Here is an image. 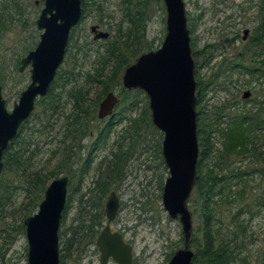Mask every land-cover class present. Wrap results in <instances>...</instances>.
<instances>
[{
  "label": "trees",
  "instance_id": "obj_1",
  "mask_svg": "<svg viewBox=\"0 0 264 264\" xmlns=\"http://www.w3.org/2000/svg\"><path fill=\"white\" fill-rule=\"evenodd\" d=\"M88 1L89 12L102 13L95 0H81L83 14L88 11ZM249 3L251 4L249 10L252 12L246 43L234 55L232 61L222 58L215 65L217 72H212L208 76L206 87L211 89L218 86V91L225 93L228 88L225 85L235 82L239 84L240 89H251L253 92L251 95L256 97L247 100V104L241 108L235 100L213 107L209 113L199 116L201 112L199 109L202 110L203 107L198 108L200 101L198 99L205 83L202 85L198 65L194 71L199 146L194 192L200 202L202 227L199 230L201 241L198 243L195 238L191 239L190 248L194 249V251L190 249L194 254L191 264H248L240 255L244 248L245 228L240 216L244 213L252 216L251 207L246 203L239 204L248 198L250 183L257 178H264L262 171L264 159L260 157L263 143L261 138H264V0H251ZM148 16L149 0H121V17L110 29L111 40H108L102 51H96L91 71L83 76L76 72L75 55L84 51L85 46L80 45L77 48L75 42L72 43L73 38L71 39L70 43L76 49L75 55L74 52L73 55H67L48 94L37 101V112L20 126L17 136L3 155L4 168L0 175V227L6 224L7 218L11 221L0 231V238L3 242L9 239L8 246L15 238L12 233L25 234L23 222L36 212L48 184L63 175L74 180L71 141L74 140L75 144L87 137L85 133L89 132L88 124L95 119L94 112L98 103L108 92L119 90L121 101L113 118L119 117L116 126L125 123L127 130L125 134H129L128 140L131 137L134 139L139 137V145H142L148 136L153 138L158 136L155 144L157 148L161 147L163 136L153 126L147 105L140 111L138 109L139 96L143 92L125 91L121 86L124 70L142 54L158 49L146 37ZM190 46L192 58L195 59L194 64H198L197 58L200 56L204 59L206 54L200 50L195 51L191 37ZM19 63V58H15L13 66L16 72H19ZM9 66L7 63L0 67L2 88ZM207 66L209 67V64ZM233 77H237L235 81L231 80ZM220 82L223 85L219 84ZM66 105L69 106L68 111ZM58 118L63 119L57 133L60 140L54 151L49 153L45 165L40 169L35 168L33 162L37 157L38 143L53 134ZM96 131L98 134L94 141L95 146H105L113 134L111 125ZM212 136L214 143L211 140ZM133 148L134 145L130 144L123 150L117 141L114 151L96 165L92 186L87 188L84 194L79 193L76 200L77 212L66 247L60 249V264H65V261H76L72 255L78 258L88 246L95 244L104 222L103 202L110 192L125 180V168L134 158V153L136 154V149ZM159 157L163 164L161 149ZM90 166L88 157L78 171L79 181L88 174ZM20 190L24 192V198L16 204L15 195ZM77 191L78 189L74 187L70 188L66 210L70 206L71 197L73 198ZM251 205L264 207V179L261 180ZM225 207H230V211L233 208L237 209L229 216L230 229L226 228L223 232L221 210ZM0 247L2 261L8 247L5 250L3 245ZM64 250L71 251L70 255L62 254Z\"/></svg>",
  "mask_w": 264,
  "mask_h": 264
},
{
  "label": "rangeland",
  "instance_id": "obj_2",
  "mask_svg": "<svg viewBox=\"0 0 264 264\" xmlns=\"http://www.w3.org/2000/svg\"><path fill=\"white\" fill-rule=\"evenodd\" d=\"M95 1L97 6H100L102 13L89 12L90 1H88V11L83 15L79 25L72 30L70 36V39L73 37L72 43L75 42L77 48L80 45L85 46L84 51L79 54L77 52L75 55V50L72 51L77 61L76 72L82 76L91 71L96 51H102L108 40H111V37H109L106 41H93V34L90 33V27L96 25L100 31L108 32L112 36L110 29L121 17V0ZM183 1L185 3L186 17L188 18L187 22L191 31L190 37L195 44V51L200 50L206 54L204 59L199 56L197 58L198 64H195V68L197 65L199 66L198 73L202 78V85L205 83L204 87L201 88L198 99L200 100L198 108L203 107L202 110L199 109L201 111L199 116L201 114L203 115V113L206 114V112L209 113L213 107L231 103L235 100L238 101L241 108L247 104L246 101L241 99L242 94L246 90H250L253 93L251 89H240L239 84L233 82L225 85L228 88L224 93L223 91H218V86H213L210 89L206 85L208 76L212 72H217L215 65L222 58L232 61L234 55L246 43V40H242V37L243 31L250 29L249 19L252 10H249L251 6L249 1L251 0ZM42 8L43 0H0V67L2 64H10L7 68V74H5V82L2 88V96L6 101V109L8 112H11L14 103L18 102L20 93L30 83V68L28 67L20 73L14 70L13 65L15 64V58L18 57L20 60L28 51L33 50L37 45L41 31L37 30L35 22ZM165 15L166 12L162 1L156 2L149 0V20L147 23L146 37L158 48L161 46L165 35ZM70 45L72 44L69 40L68 47ZM73 47L75 46L73 45ZM209 49L211 52H209ZM83 54H85V57H83ZM10 58H12V65L9 62ZM207 63L213 69H209ZM236 78L233 77L231 80L235 81ZM219 84H222V82ZM115 93L118 97L120 96L119 90ZM145 97L146 95L144 93L139 96V111L145 108V105L148 107V98ZM255 97L256 95L252 94L249 99H254ZM248 104H250L249 101ZM66 107V111H68L69 106L66 105ZM118 109L119 107L116 112ZM62 122L63 119L58 118L55 122L53 134L49 135V138H45V140H40L38 143L37 157L33 162L35 168H42L45 165L49 153L54 151L55 145L60 140V136L57 133ZM106 123L104 122L96 127H91V129L96 128L99 130ZM125 126V123L117 126L116 124L112 125L113 134L105 146L100 147L91 154L89 172L80 181L79 172L72 171L74 180L72 183L70 181L72 185L68 188V198L71 187L78 189V191L73 198L71 197L70 206L66 210L60 224V249L66 247L65 244H67L69 239V231L77 212L76 200L79 193L84 194L86 189L92 186V182L95 180L96 165L108 157L110 151H114L115 144L118 141L123 150L128 148L130 144L134 145L136 154L134 153V158L130 160L125 168V180L113 190L119 198L120 209L115 220L109 224L110 231L119 233L124 243L131 247L132 264H167L174 253L182 249L183 236L179 220L171 219L162 205V189L169 174L159 157L161 147L159 146L157 148L155 144L158 136L154 138L148 136L147 141L139 145V137H135V139L131 137L128 140L129 134H125L127 131L125 130ZM94 133L91 134L93 139L96 136ZM212 138L211 140L214 143V137L212 136ZM262 140L260 157L264 159V138H261ZM89 148H91V141L87 142L86 148L83 150L82 159L76 164L79 165L78 167L81 168L84 164L86 159L84 155L88 152ZM262 171L264 172V166ZM262 179L257 178L253 183H250L248 198L239 204L244 205L246 203L251 207L250 211L252 216L248 213L240 216V220L243 221V227H245L243 228L244 248L240 255L244 257L248 264H262L264 261V207L251 205L252 198L258 191ZM23 198L24 192L22 190L18 191L15 195V203L19 204ZM105 202L106 199L103 202V206ZM187 204L192 219V237L199 243L201 241L199 230L202 227V219L200 218V202L197 200L194 190ZM229 208L225 207L221 210L224 221L223 232L226 231V228L230 229L228 227L229 216L235 213L237 209L233 208L230 211ZM10 221L11 219L7 218L5 221L6 224L0 227V231L2 228L5 229V226H8ZM105 225L106 218L104 216L101 230ZM12 234L15 238L10 246L7 244L10 241L9 239H5L6 242H3L0 238V246L3 245L4 250L8 247L4 259L0 261V264H26L27 251L25 234ZM190 249L194 251V249ZM70 252L64 250L62 254L69 256ZM72 257L76 261H65V264H99V252L95 244L88 246L80 257L77 258L75 255H72ZM108 264L116 263L110 260Z\"/></svg>",
  "mask_w": 264,
  "mask_h": 264
},
{
  "label": "water",
  "instance_id": "obj_3",
  "mask_svg": "<svg viewBox=\"0 0 264 264\" xmlns=\"http://www.w3.org/2000/svg\"><path fill=\"white\" fill-rule=\"evenodd\" d=\"M44 7L35 24L41 31L39 42L20 60L19 72L30 68V83L21 92L11 112L1 95L0 85V174L2 156L34 109L44 97L63 63L69 34L82 16L81 0H43ZM165 8V35L161 46L139 56L122 75L123 88L140 90L148 98L153 126L163 135L161 153L169 176L162 190V205L171 219H178L183 236L182 249L167 264H191L192 219L188 200L195 188L199 146L197 138L195 64L183 0H162ZM93 40H106L108 32L91 26ZM249 30L243 31L246 40ZM251 92L245 91L243 98ZM118 99L109 93L99 104L98 118L110 116ZM69 180L62 176L45 189L36 212L24 222L26 264H60L59 229L67 209ZM119 211V199L111 192L104 206L106 225L96 240L99 264L111 258L117 264H132L131 247L109 224Z\"/></svg>",
  "mask_w": 264,
  "mask_h": 264
},
{
  "label": "flooded vegetation",
  "instance_id": "obj_4",
  "mask_svg": "<svg viewBox=\"0 0 264 264\" xmlns=\"http://www.w3.org/2000/svg\"><path fill=\"white\" fill-rule=\"evenodd\" d=\"M36 4H38V3H36ZM43 7H44V1H43ZM43 9V8H42ZM42 9H41V11H42ZM41 11H40V13H41ZM40 15V14H39ZM83 12H82V16H81V19H80V21L82 20V18H83ZM80 21H79V23H80ZM79 23H78V25H79ZM77 25V26H78ZM91 28V27H90ZM73 30V29H72ZM72 30H71V32H72ZM98 30H99V28H98ZM71 32H70V34H69V40H70V42H71V39L73 38V37H71V39H70V36H71ZM90 33L91 34H93L92 32H91V29H90ZM93 36H94V34H93ZM93 36H92V39H93ZM40 37V36H39ZM109 37H110V34H109ZM109 37H108V39H109ZM108 39H106V40H108ZM68 40V41H69ZM106 40H96V41H106ZM94 41V40H93ZM39 42V41H38ZM76 44V43H75ZM36 47V46H35ZM70 49V46L68 47V43H67V46H66V50H65V56H64V60H63V63L61 64V66H63L64 65V61H65V59H66V57H67V55L69 54V55H73V53H72V51H74V50H76V49H74V47L71 45V49H70V52H68V50ZM34 50V49H33ZM30 51H32V50H30ZM29 52V51H28ZM27 52V53H28ZM75 52V51H74ZM27 55V54H26ZM25 55V56H26ZM24 56V57H25ZM23 58V57H22ZM21 58V59H22ZM20 59V60H21ZM20 64V63H19ZM61 66L59 67V69L57 70V72H56V74H55V77H54V79H53V81H52V83L53 82H55L56 81V78H57V73L59 72V70H60V68H61ZM19 68H20V65H19ZM30 70V69H29ZM21 73V72H20ZM30 74V73H29ZM123 75V74H122ZM69 81V80H68ZM50 84V87H49V89H48V91H47V93H46V95L48 94V92H49V90H50V88H51V86L53 85V84ZM1 85V84H0ZM121 86L123 87V85H122V76H121ZM124 89V88H123ZM125 91H128V90H126V89H124ZM117 91V90H116ZM116 91H112V92H108L103 98H102V100L98 103V106H97V108H96V110H95V112H94V120L93 121H91L89 124H88V129H89V132H88V134H87V132L85 133L86 134V136L87 137H84V139L82 140V141H80V142H78V143H75L74 144V140H72L71 141V157H72V159H74L73 161V167H72V171L73 172H75V171H79V168L80 167H78L79 165H75V164H77V162H79L80 161V159H82V156H83V150H84V148H86V144H87V142H90L91 141V148H89V150H88V152L84 155V156H86V159L85 160H87V158L89 157V160H91V154L94 152V151H96V150H98L99 148H100V146H95V138H97V131H96V128L95 129H91V127H96V126H98V125H100V124H102V123H104V122H107L106 123V125H104L102 128H104V127H106V126H108V125H111V128H112V125L113 124H117V119L119 118V117H117V119L115 120L114 118H113V116H114V114H115V112H116V110H117V108H118V105L120 104V101H121V97L119 96H117L116 95ZM130 91H135V90H130ZM247 91V90H246ZM250 91V90H249ZM109 93H112L117 99H118V104H117V106L114 108V110H113V112H112V114L110 115V116H107V117H105V118H102V119H100V118H98V110H99V104L103 101V99L109 94ZM21 94V93H20ZM1 95H2V86H1ZM46 95L44 96V97H46ZM44 97H41V98H37L36 100H35V105H34V109H33V111H32V113L30 114V116L21 124V125H23L24 123H26L31 117H32V114L33 113H35L36 112V103H37V101L39 100V99H43ZM147 97V96H146ZM2 98H3V96H2ZM250 98V97H249ZM249 98H243V94H242V96H241V99L242 100H244V101H247V100H249ZM4 99V98H3ZM5 100V99H4ZM15 104V103H14ZM148 110H149V106H148ZM138 112V111H137ZM149 112H150V110H149ZM133 113H136V112H133ZM196 115H197V112H196ZM114 119V120H113ZM95 123V124H94ZM20 128V127H19ZM25 129V128H24ZM19 130V129H18ZM26 131V130H25ZM93 132H95L94 134L96 135L95 137H94V139L92 138V133ZM17 133H18V131H17ZM162 134V133H161ZM16 136H17V134H16ZM15 136V137H16ZM163 136V135H162ZM15 139V138H14ZM13 139V140H14ZM12 140V141H13ZM11 141V142H12ZM11 142H9V144H8V146L11 144ZM107 143V142H106ZM106 145V144H105ZM8 146H7V148H8ZM101 147H103V146H101ZM6 151V150H5ZM4 151V152H5ZM4 152H3V155H4ZM37 152H38V150H37ZM36 152V153H37ZM111 152V151H110ZM110 154V153H109ZM161 157H162V153H161ZM162 159H163V157H162ZM76 162V163H75ZM85 162V161H84ZM163 162H164V160H163ZM2 163H3V168H4V162H3V156H2ZM100 163V162H99ZM165 165V164H164ZM83 166V165H82ZM3 170V169H2ZM2 173V172H1ZM1 175V174H0ZM63 176H65V175H63ZM60 177H62V176H60ZM67 178H68V180H69V185H68V188L72 185L71 183L73 182V180H70L69 179V177L68 176H66ZM59 178V177H58ZM70 181H71V183H70ZM111 192H113V191H111ZM110 192V193H111ZM115 193V192H114ZM116 194V193H115ZM117 196V195H116ZM118 197V196H117ZM108 198V197H107ZM107 198H106V201H107ZM119 199V198H118ZM106 203V202H105ZM104 206H105V204H104ZM119 209H120V201H119ZM102 231V230H101ZM100 231V232H101ZM100 232H99V234H100ZM117 233V232H116ZM98 234V235H99ZM98 237V236H97ZM96 240H97V238H96ZM124 242V241H123ZM95 246H96V242H95ZM97 248V247H96ZM97 250H98V248H97ZM26 251H27V249H26ZM99 252V251H98ZM110 260L111 261H113L111 258L108 260V262H107V264L110 262ZM99 262H100V253H99ZM115 262V261H114ZM116 263V262H115ZM117 264V263H116Z\"/></svg>",
  "mask_w": 264,
  "mask_h": 264
}]
</instances>
